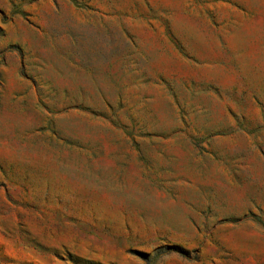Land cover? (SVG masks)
I'll return each mask as SVG.
<instances>
[{
  "label": "rangeland",
  "instance_id": "1",
  "mask_svg": "<svg viewBox=\"0 0 264 264\" xmlns=\"http://www.w3.org/2000/svg\"><path fill=\"white\" fill-rule=\"evenodd\" d=\"M0 264H264V0H0Z\"/></svg>",
  "mask_w": 264,
  "mask_h": 264
}]
</instances>
